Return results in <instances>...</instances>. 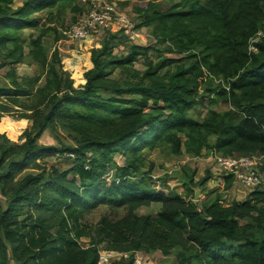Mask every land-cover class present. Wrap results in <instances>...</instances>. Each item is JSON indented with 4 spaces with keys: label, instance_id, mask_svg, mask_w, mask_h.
<instances>
[{
    "label": "trees",
    "instance_id": "obj_1",
    "mask_svg": "<svg viewBox=\"0 0 264 264\" xmlns=\"http://www.w3.org/2000/svg\"><path fill=\"white\" fill-rule=\"evenodd\" d=\"M75 1L24 0L11 9L8 0H0V46L5 45L7 53L20 61L21 30L36 27L40 18L36 14L46 8L69 7L79 13L81 7ZM185 2L186 9L177 11L174 8L179 3L160 10L147 1L143 7L135 8L141 25L149 26L156 41L165 43V50L176 57L152 61L147 55L150 45L133 43L124 47V54H112L109 43L114 42L115 34H109L99 48L90 49L92 66L85 71L84 83L78 89L72 90L70 81L61 85L56 69L47 61L40 41L47 27L28 41V57L42 69L43 87L50 93L63 91L51 99L46 115L32 120L30 128L38 137L54 120H59L77 133L76 149H71L77 163L62 171L51 169L45 183H41L42 173H27L14 182L10 199L0 211V230L17 264H97L98 245L124 251L126 247L143 246L139 240L147 241L145 248L158 249L163 254L172 247L183 252L193 248V254L180 253L188 264H194L193 260L197 264H264V187L257 185L247 198L225 206L219 195L197 204L190 199L192 186L204 184L208 174L196 181H180L184 190L181 195L152 189L147 174L139 170L138 152L144 147H159L172 154L183 150L198 156L204 145H209L222 155L262 156L259 171L264 174V39L255 42V52L247 47L248 39L262 27L264 0H232L233 8L229 10L219 0H215L216 9L206 2L199 4L198 0ZM71 22H75V17H71ZM120 36V40H125L123 34ZM114 70L124 76L105 78ZM217 76L225 87H215L212 81ZM10 82L14 89L0 87L1 94H23L13 78ZM210 93L226 100L231 113L209 114L199 121L189 116L187 111ZM149 103L151 108H147ZM163 111H167L166 115ZM208 136H214L212 143L207 142ZM24 137L17 160L6 156L19 147L0 144V162L5 164L0 180L5 184L13 174L36 165L35 158L54 151L51 146L36 145L29 130ZM86 152L100 158L88 161L89 171L78 184L73 178L66 179L68 173L83 167ZM113 153L124 158L122 164L111 161ZM109 161L112 178L102 181L110 169L106 167ZM223 180L227 189L233 177L228 174ZM152 202L160 204L154 218L134 213L113 220L101 217V238L90 240L86 246L71 235L81 208L103 204L130 210ZM35 203L51 214L62 209L53 233L40 214L28 223L22 222L31 217L24 207ZM22 214L25 217L19 221ZM243 219L248 222L240 223ZM150 231L153 232L145 237ZM130 263V257L119 262Z\"/></svg>",
    "mask_w": 264,
    "mask_h": 264
},
{
    "label": "rangeland",
    "instance_id": "obj_2",
    "mask_svg": "<svg viewBox=\"0 0 264 264\" xmlns=\"http://www.w3.org/2000/svg\"><path fill=\"white\" fill-rule=\"evenodd\" d=\"M24 0H8L9 7L15 9L19 7ZM86 0H76L75 3L81 7L79 13L73 12L69 7H52L42 10L36 14L40 18L38 25L34 28H23L19 37L22 39L23 58L20 61L14 60L13 56L7 53L5 45L0 46V87L12 89L14 86L10 82L13 78L15 83L22 87L23 94H10L6 91L4 94L0 93V144L10 145L11 147H19L17 152L9 153L6 159L17 160L22 153L25 137L24 134L29 130L31 135H34V142L36 145L51 146L54 151L46 152L35 158L36 165H29L27 168L13 174L10 182L5 184V181L0 180V211L4 210L8 200L9 194L13 189L14 182H17L21 177L27 173L35 174L42 173L43 180L41 183L47 181V175L51 169L58 171L71 168L77 163L76 154L71 149H76V141L78 139L77 133L64 127L59 120H54L50 126H47L38 137H35L36 131L31 130L32 120H38L43 115H46L49 109L51 99L59 97L63 91L57 93H50L45 89L44 78L42 76V69L36 65L35 61L29 60L30 54L27 52L28 41L37 36L41 28H46V31L40 36L41 45L44 47L46 59L50 65H53L57 71L56 76L64 83L70 81L71 89H78L84 83V73L90 69L92 64L89 58L90 49H97L100 47L102 40L106 39L109 34H115L114 42H110L111 53L116 55L124 54L125 48L130 44L150 45L147 53L152 61H156L159 57H176V54L165 50L166 44L159 43L152 36L150 27L141 25V18L135 12L136 7H143L147 1L156 4V9H166L175 3L179 6L174 8L177 10L186 9V0H96L97 3H113L114 12L111 13L112 23L105 29H99L91 36L83 41L73 40L67 38L62 31L66 30L72 23L71 17H75V21L79 20L86 15L90 8ZM190 0H188L189 2ZM225 5L226 9H232V0H219ZM212 8H217L218 4L215 0H198L199 4L205 3ZM50 11V13H48ZM119 16L118 19L117 17ZM121 34L125 36V40L121 39ZM116 43V44H113ZM11 47L9 44H7ZM194 53L195 50H190ZM28 57V58H27ZM141 57H139L140 59ZM48 64V65H49ZM138 69L141 65L134 63ZM124 74H120L118 70L107 73L105 78H119ZM217 86L225 87L223 80L217 76L213 77V81ZM14 89V88H13ZM44 89V90H41ZM218 88L215 89V92ZM71 90V91H72ZM51 91V90H50ZM205 94V93H204ZM209 99V100H208ZM151 108V105L147 106ZM231 107L228 102L223 98L217 97L216 94L210 93L208 97L202 99V103L194 105L187 112L188 115L196 120H201L209 114H216L218 116H226L231 113ZM166 115L167 111H163ZM86 127V126H85ZM143 127H140L142 129ZM112 132V131H110ZM97 138H102L101 135H93ZM183 139V138H182ZM214 136H208L207 142L212 143ZM215 153L212 148L207 145L201 149L198 156H191L183 152L172 154L166 149L159 147L142 148L138 155L141 159L139 170L146 175V180L154 190L171 191L183 195L184 190L179 185L180 181L187 183L188 179L196 181L206 174L209 178L202 185L192 186L193 195L190 197L192 201L197 204L200 201L209 200L215 195H219L222 205H228L232 201H242L247 198L249 191L252 189L246 188L237 180L233 179L231 185L224 189L225 177L228 174L219 172L214 168L213 156ZM85 160L83 167L78 169L77 172L68 173L66 179L73 178L75 183L86 177L89 171L88 161L98 155H92L90 152L84 154ZM111 161L117 165L122 164L124 158L119 153L111 154ZM111 161L106 163L107 169L111 167ZM2 162V161H1ZM0 162V173L4 172L5 164ZM263 159H258L255 167V173L261 175L264 181V174L261 169ZM113 170L110 168L101 179L109 181L112 178ZM195 190L197 191L196 197L194 196ZM88 203V202H87ZM87 203H84L87 205ZM160 204L152 202L149 205H140L132 207L130 210L126 206L111 207L103 204H96L90 209L81 208L80 217L77 220V226L71 230V235L74 239L80 242L81 245L86 246L90 240L95 241L101 238L98 229L100 227V218L105 216L109 219H115L122 215L134 213L135 215H148L154 218L156 211L159 209ZM31 217L24 219V214L18 217L19 221L28 223L35 215L40 214L44 217L46 223L50 224L49 230L54 232V224L58 220L59 214L63 215L62 209L57 214H51V211L37 207V204H31L24 207ZM21 222V223H22ZM240 223L248 222L247 220H240ZM71 226V221H69ZM153 231L146 233L148 237ZM136 237V235L134 236ZM138 248L126 247L124 251L110 250L102 246H97V264H119L125 262L129 257L131 261L134 256L140 257L143 264H188L181 258V255L193 254L194 249L189 248L183 252L177 247H172L166 254H163L158 249L145 248L147 241H140ZM148 249V250H147ZM105 253H112V256L107 257V262L98 263L99 256ZM180 253H182L180 255ZM181 258V259H180ZM17 264L11 256L9 243L0 230V264ZM194 264H197L193 260Z\"/></svg>",
    "mask_w": 264,
    "mask_h": 264
},
{
    "label": "built area",
    "instance_id": "obj_3",
    "mask_svg": "<svg viewBox=\"0 0 264 264\" xmlns=\"http://www.w3.org/2000/svg\"><path fill=\"white\" fill-rule=\"evenodd\" d=\"M87 3H89L90 8L86 15L62 31L67 38L83 41L88 39L97 30L108 28L111 25V13L114 12L113 3L99 4L96 0H87ZM117 18L121 19L119 16ZM261 39H264V21L262 27L248 39V50L255 52L256 48L254 44ZM213 158L214 167L218 171L232 175L233 179L242 183L244 187H249V189L257 185L264 187L261 175L255 173L257 161L260 158L262 159V156H229L215 153ZM112 255V253L101 254L99 256L100 262L98 263L107 262V257ZM130 264H143V261L135 255Z\"/></svg>",
    "mask_w": 264,
    "mask_h": 264
},
{
    "label": "water",
    "instance_id": "obj_4",
    "mask_svg": "<svg viewBox=\"0 0 264 264\" xmlns=\"http://www.w3.org/2000/svg\"><path fill=\"white\" fill-rule=\"evenodd\" d=\"M196 195H197V191L195 190V192H194V196L196 197Z\"/></svg>",
    "mask_w": 264,
    "mask_h": 264
},
{
    "label": "crops",
    "instance_id": "obj_5",
    "mask_svg": "<svg viewBox=\"0 0 264 264\" xmlns=\"http://www.w3.org/2000/svg\"><path fill=\"white\" fill-rule=\"evenodd\" d=\"M215 168V167H214ZM220 172V171H219ZM225 174V173H224Z\"/></svg>",
    "mask_w": 264,
    "mask_h": 264
}]
</instances>
